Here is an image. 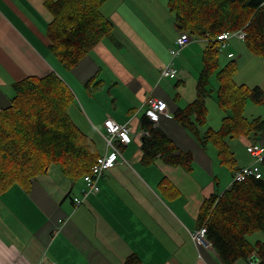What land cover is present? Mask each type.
I'll use <instances>...</instances> for the list:
<instances>
[{
    "label": "crops",
    "instance_id": "obj_1",
    "mask_svg": "<svg viewBox=\"0 0 264 264\" xmlns=\"http://www.w3.org/2000/svg\"><path fill=\"white\" fill-rule=\"evenodd\" d=\"M157 3L169 13L167 20ZM102 11L114 22L113 33L77 66L66 69L50 47L47 28L53 16L45 0H0V108L10 105L15 82L57 72L81 92L84 84L89 86V95L79 102L82 107L74 97L69 114L95 141L99 155L111 150L104 125L109 116L131 127L128 144L116 142L122 159L99 178L97 193L84 195V176L71 178L53 163L28 186L13 184L0 195V264H124L132 254L139 256L140 264H225L211 244L197 245L192 232L200 226L205 200L229 188L236 169L256 161L248 147L264 146V132L227 138L235 160L221 161L214 140L201 145L176 118L199 94L206 37H193L179 57L172 58L168 49L180 31L172 22L175 15L168 0H109ZM167 64L179 69L177 77L162 76ZM219 87L212 88L211 80L207 84V120L201 135L209 128L219 130L230 114L216 110L223 109ZM94 90L102 100L94 99ZM152 96L168 106L155 126L179 148L192 152L189 167L144 157L142 117ZM258 105L249 101L243 116L264 119ZM260 166L264 177V160ZM75 197L84 202L76 205ZM248 239L264 242V230ZM234 264L253 263L239 259Z\"/></svg>",
    "mask_w": 264,
    "mask_h": 264
},
{
    "label": "trees",
    "instance_id": "obj_2",
    "mask_svg": "<svg viewBox=\"0 0 264 264\" xmlns=\"http://www.w3.org/2000/svg\"><path fill=\"white\" fill-rule=\"evenodd\" d=\"M109 0H45L53 16L48 37L54 56L72 69L105 37L110 36L114 22L103 11ZM179 31L196 38H216L225 31L245 28V45L264 58V0H168ZM220 45L207 40L204 67L198 81L197 98L176 113L178 122L205 144L214 140L221 161L233 163L234 153L227 138L264 132V119L248 120L243 116L250 101L264 106L260 86L238 85L232 79L233 63L221 68L217 99L229 111L219 130L211 128L201 135L207 120L206 87L219 69ZM225 77V78H224ZM14 96L9 106L0 108V195L13 184L28 186L53 163L63 172L78 178L88 173L99 151L95 141L75 124L69 114L74 94L57 72L45 76H27L14 83ZM142 127L143 151L147 160L160 157L164 162L189 167L193 154L175 142L145 114ZM199 224L208 228L207 238L225 264L239 259L264 264V242L251 243L248 236L264 230V177H250L233 182L222 194L205 200ZM138 255H130L124 264H140Z\"/></svg>",
    "mask_w": 264,
    "mask_h": 264
},
{
    "label": "built area",
    "instance_id": "obj_3",
    "mask_svg": "<svg viewBox=\"0 0 264 264\" xmlns=\"http://www.w3.org/2000/svg\"><path fill=\"white\" fill-rule=\"evenodd\" d=\"M247 37V32L245 28H240L237 30L225 31L219 34L216 39H210V34H207L206 40H216L219 42V49H225L228 42L231 39H238L239 41L245 42ZM193 39V36L188 32L180 31L179 35L175 40V46L171 49L172 58H176L181 49L186 47ZM234 53H230L229 57H233ZM163 77L175 78L179 74V69L167 64L161 70ZM148 108L146 111L147 116L155 124L158 123L162 114L167 112L168 106L164 99L157 97H149ZM105 140L107 148L111 149L109 153H104L98 156L96 162L92 165L90 171L84 175V180L86 182V189L84 195L89 193H97L100 190L98 185V180L102 177L105 172L109 169L115 167L123 155L120 150L119 144H128L130 141L131 127L128 124H122L114 120L112 117H108L105 122ZM149 134L148 131H144L142 135ZM249 152L256 158V161L250 165L242 166L235 170L233 174V182H243L250 177L262 178L263 173L261 170L260 163L264 160V146L259 144H254L248 147ZM75 204L80 205L84 202V198L75 197ZM208 228L206 225H200L197 229L192 232L193 239L197 245L208 246L210 244L207 238ZM258 260H253V264H257Z\"/></svg>",
    "mask_w": 264,
    "mask_h": 264
},
{
    "label": "rangeland",
    "instance_id": "obj_4",
    "mask_svg": "<svg viewBox=\"0 0 264 264\" xmlns=\"http://www.w3.org/2000/svg\"><path fill=\"white\" fill-rule=\"evenodd\" d=\"M157 7H158V12L160 13V15L163 16L167 20L169 13L164 11L163 8L158 3H157ZM171 19H172V22L174 23V18L171 17ZM194 41H197V39H194ZM150 43H151V45H153V47H155V49L157 48L155 42L151 41ZM196 43H198V42H196ZM229 44L230 45H229V48L227 50H225V49L220 50V53H219V69L215 70L209 79V80H211L212 88L218 87L219 84H221V79L219 76V72H220L221 68L227 66L230 63H233L236 65V71L234 72L232 79L234 80V82L236 84H238V85L246 84L249 87L260 86L264 90V58L252 53L247 48V46L245 45L244 42H241L236 38L231 39L229 41ZM171 49L172 48L168 49L169 53H171ZM229 50L233 51L235 53V58H229L227 56V51H229ZM186 53H187V51H186ZM170 56L172 57V55H170ZM72 74H73V77L76 79V81L79 82L78 75L75 74L74 72H72ZM95 80H97V79H95ZM69 86H70V84H69ZM70 88H71V90L75 96L76 102L78 103V105L80 107H82L80 104L81 103L80 100L84 101L85 93L87 95H89V86H86L85 84L82 86L84 93L81 92L79 90V88H77L78 90L73 88L72 85L70 86ZM77 91L79 94H77ZM97 93L98 92H96L94 90V94H93L94 99L102 100L100 95H98ZM80 94H81V96H80ZM210 99H211L210 96H208L209 101H210ZM99 102L102 104V101H99ZM74 103H75V101L71 105H74ZM258 106L264 110L263 105H258ZM216 110H217V112H220V113H224V112L226 113L225 110L219 108L218 106H217ZM211 114H212V110L210 109V116H211ZM227 114H228V112L225 114V116ZM229 142L232 143V140L230 139ZM246 144H247L246 142H243L244 146ZM226 167H228V166L226 165ZM230 175H231V173H230ZM232 181H233V178H232Z\"/></svg>",
    "mask_w": 264,
    "mask_h": 264
}]
</instances>
